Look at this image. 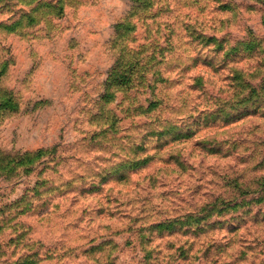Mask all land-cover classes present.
I'll return each instance as SVG.
<instances>
[{"label":"rangeland","instance_id":"374dc122","mask_svg":"<svg viewBox=\"0 0 264 264\" xmlns=\"http://www.w3.org/2000/svg\"><path fill=\"white\" fill-rule=\"evenodd\" d=\"M150 1L73 0L49 25L0 2V87L20 101L0 148L64 157L0 177V264H264V5ZM111 71L146 75L109 88Z\"/></svg>","mask_w":264,"mask_h":264},{"label":"trees","instance_id":"16d2710c","mask_svg":"<svg viewBox=\"0 0 264 264\" xmlns=\"http://www.w3.org/2000/svg\"><path fill=\"white\" fill-rule=\"evenodd\" d=\"M31 2H38V5H36L33 9L28 11V13L25 15L28 22L35 23L37 20L38 22L43 20V22L46 25L52 24L54 21L61 19L65 16L68 4L72 3L73 0H30ZM255 1L261 5H264L263 0H252ZM0 2H3L2 5H5V0H0ZM138 3L140 8L144 11H149V9L152 7V3L150 0H138ZM21 21V20H20ZM125 25V26H124ZM130 23H126V21L122 20L115 24L116 28H122L126 26H130ZM131 26H134L132 24ZM140 58V56H138ZM9 62L7 60H3L0 63V79L2 76L5 75L7 68H8ZM137 72L135 74L130 73V76L128 78H125L121 76L118 72L111 71L109 73V78L106 79L104 82V85H107L109 88L111 87H128L129 81H132L136 77L140 75H146L145 72H147V69L145 72L141 71ZM139 73V74H138ZM108 88V89H109ZM111 94V93H109ZM100 98L102 101L106 102L107 97L106 93H103L100 95ZM20 101L12 92L11 89L0 87V123L3 121V119L14 115L20 111ZM105 128L108 131V129H111V125L104 124ZM101 128V125H99ZM116 134V133H115ZM97 137V134H95ZM58 145H55L51 148H40L33 151H24L21 153L18 152H8L0 148V177L11 180L12 178H17L14 181H18L20 176L22 177L24 174H26V171H32L36 169L37 164H48L53 162V160H58L59 162H62L64 160V157L61 155L58 156L57 153ZM49 156V159H47ZM51 158V159H50ZM54 158V159H52ZM43 160V161H42ZM42 161V162H41ZM40 162V163H39ZM124 179H127L125 177ZM123 179V180H124ZM120 180H122L120 178ZM13 181H11L12 183ZM24 197L21 199H18L15 203L22 202ZM20 204H18L19 206ZM11 207L8 205H0V217H7L8 212ZM141 214V211H140ZM144 216V215H143ZM146 217V215H145ZM152 217V216H151ZM168 217V216H166ZM174 217V216H171ZM177 218L170 219H160L156 221H152L151 223H148L145 227L143 225L141 227L142 231L146 232H157V233H173L176 228H173L174 224H180L182 220L188 221L190 217H194L189 213L177 215ZM3 219H0V230L2 229L1 222ZM182 224V223H181ZM188 225V224H185ZM185 227V226H184ZM18 239V238H16ZM37 253H31L26 254L22 258H18L16 261L12 262L11 264H37ZM4 264V263H2Z\"/></svg>","mask_w":264,"mask_h":264}]
</instances>
